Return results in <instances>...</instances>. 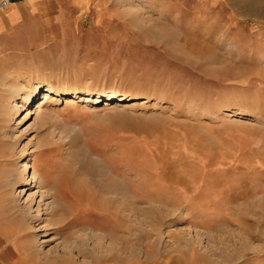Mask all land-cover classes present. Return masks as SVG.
I'll use <instances>...</instances> for the list:
<instances>
[{
    "label": "rangeland",
    "instance_id": "374dc122",
    "mask_svg": "<svg viewBox=\"0 0 264 264\" xmlns=\"http://www.w3.org/2000/svg\"><path fill=\"white\" fill-rule=\"evenodd\" d=\"M168 5L98 0L0 65L28 264H264V0Z\"/></svg>",
    "mask_w": 264,
    "mask_h": 264
},
{
    "label": "crops",
    "instance_id": "0c3cea01",
    "mask_svg": "<svg viewBox=\"0 0 264 264\" xmlns=\"http://www.w3.org/2000/svg\"><path fill=\"white\" fill-rule=\"evenodd\" d=\"M96 1L9 0L7 7H0V65H15L18 48L31 51L53 39L55 34L78 28L85 14L99 12L94 6ZM175 1L168 0V7ZM22 224L0 185V264H28Z\"/></svg>",
    "mask_w": 264,
    "mask_h": 264
},
{
    "label": "bare ground",
    "instance_id": "6f19581e",
    "mask_svg": "<svg viewBox=\"0 0 264 264\" xmlns=\"http://www.w3.org/2000/svg\"><path fill=\"white\" fill-rule=\"evenodd\" d=\"M90 91V90H89ZM91 92V91H90ZM78 94V93H77ZM48 97V96H47ZM79 97V96H78ZM102 99H103V97H101V98H98V100L96 101L97 103H101L102 102ZM104 101H107V102H111L112 101V99H111V97L110 96H107L106 97V99L104 100ZM40 109V108H39ZM44 196H42V198H41V201L38 203V207H37V212L38 213H41V209H42V207H43V203H44ZM50 242V240L49 241H47V242H44V243H49ZM43 243V244H44Z\"/></svg>",
    "mask_w": 264,
    "mask_h": 264
},
{
    "label": "built area",
    "instance_id": "2783aa9c",
    "mask_svg": "<svg viewBox=\"0 0 264 264\" xmlns=\"http://www.w3.org/2000/svg\"><path fill=\"white\" fill-rule=\"evenodd\" d=\"M8 4H9V0H2L0 3V7L5 8L8 6Z\"/></svg>",
    "mask_w": 264,
    "mask_h": 264
}]
</instances>
